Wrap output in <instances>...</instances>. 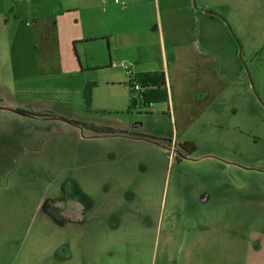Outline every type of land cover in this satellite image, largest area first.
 Wrapping results in <instances>:
<instances>
[{"label": "rangeland", "instance_id": "1", "mask_svg": "<svg viewBox=\"0 0 264 264\" xmlns=\"http://www.w3.org/2000/svg\"><path fill=\"white\" fill-rule=\"evenodd\" d=\"M135 1L126 20L150 16V31L79 48L82 70L36 62L24 24L22 62L54 73L0 81V264H264L262 1L174 0L225 14V46L217 22L221 60L199 34L201 50L178 63L168 45L170 99L152 106L133 104L120 64L134 65L111 51L156 40L157 0ZM147 68L165 71L161 59ZM107 206L97 237L94 210Z\"/></svg>", "mask_w": 264, "mask_h": 264}, {"label": "crops", "instance_id": "2", "mask_svg": "<svg viewBox=\"0 0 264 264\" xmlns=\"http://www.w3.org/2000/svg\"><path fill=\"white\" fill-rule=\"evenodd\" d=\"M122 1L125 3L124 7L112 10L110 3L113 0H78V4L75 5L65 3L64 0H0V17L3 16L5 19V23L0 25V81L3 82V79L6 78L19 83L34 77L47 79L53 76L54 72L51 68H45L39 76H31L26 64L22 62L25 39L21 36V32H23L24 24L25 32L29 35L28 40L32 42L33 48L40 53L35 61L50 66L54 60H57V63L67 71L82 70L79 48H84L87 44L98 41H106L108 44L109 37L115 38V35L119 34L125 38L133 36L140 40V34L143 31L149 32L151 29L150 19H148L150 16H145V18L141 16V19L137 17L136 24L127 22L126 18L131 17L133 12L137 11L134 9L136 1ZM173 1L166 0L169 5L164 6L163 12L161 2H165V0L151 2L154 10L156 4L159 7V22L153 29V33L157 35L155 43L134 45L127 39L123 40V45H121L115 39L116 42L111 47L113 57L120 61H129L134 65L136 74L163 72L166 76L168 101L170 99L169 89L172 85L167 62L168 45L173 52L174 61L178 63L183 57L192 56V47L195 50L201 47L199 37L202 36V42L207 49L206 54L218 60L220 57L216 52V45L208 26V24L217 22L221 44L225 46V20L214 15L220 13L221 17L225 19V14L216 10L212 6L213 4L208 3L202 4L203 7H206L200 10L202 13H197L186 3L184 9H176ZM261 1L258 6L264 7V0ZM220 3L225 4V0ZM48 31H51L53 36ZM212 50L216 53L212 54ZM43 55L45 56L43 57ZM111 59L109 56V63L112 67ZM160 59L163 61L165 71L147 68L151 60L158 62ZM152 105L150 104V106ZM113 214L111 206L94 210L95 236H100L102 226L112 222Z\"/></svg>", "mask_w": 264, "mask_h": 264}, {"label": "trees", "instance_id": "3", "mask_svg": "<svg viewBox=\"0 0 264 264\" xmlns=\"http://www.w3.org/2000/svg\"><path fill=\"white\" fill-rule=\"evenodd\" d=\"M137 79L141 84L142 91L135 93L130 85V93L133 104L138 102L145 106L155 103H163L168 101L166 76L163 72H147L137 74ZM118 133V132H112ZM119 134H127L121 132ZM195 149V147H193Z\"/></svg>", "mask_w": 264, "mask_h": 264}, {"label": "built area", "instance_id": "4", "mask_svg": "<svg viewBox=\"0 0 264 264\" xmlns=\"http://www.w3.org/2000/svg\"><path fill=\"white\" fill-rule=\"evenodd\" d=\"M118 3V0H116ZM117 64H113V67H116ZM121 67H123L126 71L127 76L129 77V84L131 85V88L135 93H139L142 91L141 84L137 79V74L134 73V71L130 68L129 64L127 62H122L120 64Z\"/></svg>", "mask_w": 264, "mask_h": 264}, {"label": "flooded vegetation", "instance_id": "5", "mask_svg": "<svg viewBox=\"0 0 264 264\" xmlns=\"http://www.w3.org/2000/svg\"><path fill=\"white\" fill-rule=\"evenodd\" d=\"M17 113H19V114H21V115H23V116H25V115H29V114L24 113V112H18V111H17ZM134 136L142 137V136L139 135V134H134Z\"/></svg>", "mask_w": 264, "mask_h": 264}, {"label": "water", "instance_id": "6", "mask_svg": "<svg viewBox=\"0 0 264 264\" xmlns=\"http://www.w3.org/2000/svg\"><path fill=\"white\" fill-rule=\"evenodd\" d=\"M207 12H208V11H207ZM209 13H211V12H209ZM211 14H213V13H211ZM214 15L220 17V18L223 19V20H225L224 18H222L221 16H219V15H217V14H214Z\"/></svg>", "mask_w": 264, "mask_h": 264}]
</instances>
